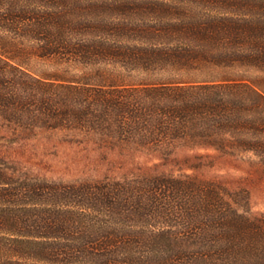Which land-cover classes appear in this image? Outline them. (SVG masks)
I'll use <instances>...</instances> for the list:
<instances>
[{
  "label": "trees",
  "instance_id": "obj_1",
  "mask_svg": "<svg viewBox=\"0 0 264 264\" xmlns=\"http://www.w3.org/2000/svg\"><path fill=\"white\" fill-rule=\"evenodd\" d=\"M264 0H0V264H264Z\"/></svg>",
  "mask_w": 264,
  "mask_h": 264
},
{
  "label": "rangeland",
  "instance_id": "obj_2",
  "mask_svg": "<svg viewBox=\"0 0 264 264\" xmlns=\"http://www.w3.org/2000/svg\"><path fill=\"white\" fill-rule=\"evenodd\" d=\"M252 198H253V202L251 205L252 213L254 215L261 213L264 214V188L262 191L260 190L253 191Z\"/></svg>",
  "mask_w": 264,
  "mask_h": 264
}]
</instances>
